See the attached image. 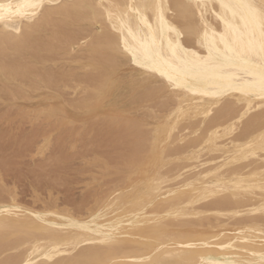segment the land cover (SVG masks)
Returning a JSON list of instances; mask_svg holds the SVG:
<instances>
[{
	"label": "bare ground",
	"instance_id": "bare-ground-1",
	"mask_svg": "<svg viewBox=\"0 0 264 264\" xmlns=\"http://www.w3.org/2000/svg\"><path fill=\"white\" fill-rule=\"evenodd\" d=\"M86 22L91 25L88 31ZM75 44L85 45L88 59L84 68L95 69L108 62L101 79L93 78L97 83L92 84L105 88L111 78L117 66L115 56L107 53L111 50L130 56L141 73L160 77L181 98H172L174 107L159 119L161 126L148 149L139 152L133 182L103 203L97 200L88 214L38 211L14 200L0 204V256L3 244L17 242V235L34 233L29 245L19 248L21 252L2 255L0 264H264V0H0V80L22 82L31 74L42 82H53L54 71L44 72L47 67L41 66L42 71L32 64V56L44 62L48 55L43 58L42 51L73 50ZM26 51L32 53L24 59ZM74 51L76 55L80 52ZM62 69L58 70L63 73ZM8 87V94L15 97L17 88L8 91ZM101 94L95 91L87 101L99 100ZM17 95L22 97L21 92ZM182 120L180 131L200 132L189 143L190 153L188 147H176L177 142L174 148L168 147L189 132L173 135ZM234 130L229 142V136L219 140ZM127 136L131 137L130 132ZM229 143L231 147H227ZM207 152L209 157L203 155L205 160L193 165L192 160ZM180 156L191 161L184 165L181 161L171 174L172 168L162 170ZM183 168L186 171L180 172ZM144 180L147 185L141 187ZM205 198L209 202L201 203ZM21 242L11 246L28 240Z\"/></svg>",
	"mask_w": 264,
	"mask_h": 264
},
{
	"label": "rangeland",
	"instance_id": "rangeland-1",
	"mask_svg": "<svg viewBox=\"0 0 264 264\" xmlns=\"http://www.w3.org/2000/svg\"><path fill=\"white\" fill-rule=\"evenodd\" d=\"M89 26L91 25L88 22H86L84 25V27L87 28V31H88ZM87 31L85 30L84 32H87ZM74 49L77 52L80 50V52H78V55H76L77 53L75 51H74L75 53L73 52ZM74 49L73 50H66V49L63 50V48H60L57 50H53V52L50 51V54H49V51L47 52L45 51L46 53H42L44 52L42 51L40 55L43 56V58L46 55H48V58H47L48 60H46V57H47L46 56L44 58L45 59L44 62H42L41 60L40 62L38 58H33V56L31 58V61L33 62L32 64L39 65V67L41 66L44 68L47 67L45 71L41 67L42 71L50 72L51 69L52 71H54V72L52 71L51 72L55 75L56 82L58 81L57 79H60V80L57 83L54 82L55 80L53 82L56 83L58 86L55 85L53 82H50V83L44 82V81L42 82V80H38L31 74L27 75L26 79L22 80V82L17 81V80L14 81L13 79L6 80L5 82L3 78H1L0 80L1 82L0 83L1 85L0 93L2 92L0 94L1 95L0 96V184H1L0 185V194H1L0 197L2 196V198H0V204L9 203V202L11 203L12 200H14V202H16L17 204H20V205H23L29 208L32 207L31 209L33 210L40 209L38 211H43V209L44 210L58 209L57 211L59 212L60 211L67 212L65 210H68V212L73 216L74 215L80 216L86 213L88 214L91 210L95 208L96 206L95 204L97 200H101L100 202L103 203L108 198L115 196L116 193L123 192V189L126 186L125 184L133 182V180L135 179L137 175V173L135 172L136 170L138 171L139 169L137 168L136 159L138 158V156L140 157L144 153L143 150L145 149L146 151L148 149L147 147L151 144L152 142L151 139L155 136L156 130H158V128H160L161 126L159 119L163 117V115H165L167 112H169L171 108L174 107L176 103L175 101L176 99L178 100L181 98V93L174 92L169 86L166 85L165 81L161 79L160 77H156L153 74L150 75L149 73H141L139 68L136 65H134V62L131 60L130 56L125 55L122 52L116 53L111 50H107V53H109L108 55L110 56L111 55L115 56L114 59L118 67L116 66V69L115 68L112 69L113 70L112 76L108 80L105 88H103L99 84L94 85L92 83L96 81L98 82V80L101 79V75L105 73V71L108 69V62L106 63L103 62L101 66H99L100 68L97 67L100 71L99 70L96 71L97 68L95 69L84 68L83 62L88 59L85 45L75 44ZM110 52H112V54ZM27 53L30 54L32 52L31 51L23 52L22 57L24 56V59L28 57ZM26 55L27 57H25ZM75 55L78 56L77 59H75L76 58ZM34 60H36L35 61L36 63H34ZM58 64L63 65L61 66V69L63 68L62 70H64L63 73L59 71L61 69L58 68ZM48 66L49 67L51 66L52 68L49 69ZM66 66L67 67L69 66V68L66 69ZM39 67L36 66V70L41 71V68ZM53 67L57 70V72ZM72 68H75V69H72ZM66 70L71 71V72H68ZM79 70L82 73H85V72L86 73L82 75V73ZM129 70L132 72V74ZM87 72L88 73L90 72L91 74L89 73L90 74L89 75ZM94 73L95 74L98 73V74L95 75ZM69 74H71L72 78L69 76ZM80 74L82 75V77L85 76L84 78L81 77L83 81L81 78H79L81 76ZM76 75L78 76L76 80L79 79L77 80V82L76 80H72L74 79V77H76ZM126 76H130V77H126ZM86 77L89 78V80L86 79ZM29 78H31L32 80H30ZM66 78H70V79H67V83H66ZM93 78L96 79V81H92ZM128 78L130 79L133 78V79L130 80ZM159 78H160V81H159ZM33 79H34L35 85L37 84L36 86L32 85ZM36 79L38 82L36 81ZM142 79L145 81L143 82ZM86 81L89 84H87ZM23 82H26V83L29 82V84L31 85H28L27 83L28 85L27 86L26 83L24 84ZM75 83H77L76 84L77 86L75 85ZM2 84L5 85V86L3 85L4 89L2 87ZM12 84H14L15 88H17L16 90L18 92L16 93L15 97H13L14 95H12V93L8 94L6 90V87H8L9 85H10L9 87L12 89L13 87ZM83 84H85V87H87L88 91L87 89H85ZM136 84H139V85L136 86ZM74 85H75V88H74ZM80 85H81V88H80ZM88 85L89 86L91 85V86L89 87ZM161 85L163 86V88ZM30 86H34V87H30ZM9 87L7 88L8 91H9ZM90 88L92 89L90 90L91 92L89 91ZM94 89H96L95 91L99 93L101 91L102 93L101 97L99 98V100L97 99V100H93V102L92 101L88 102L87 99H89V97H92L94 95V92H95L93 91ZM131 89L133 90L131 91ZM4 90L5 92H7V94L4 92ZM55 91L58 93H56ZM20 92H21L22 97L24 98L18 97L17 94H20ZM89 93H92V94H89ZM168 93L169 95L170 94L171 95L169 96ZM134 95L137 97H135ZM172 95L173 96L178 95V97L176 96L173 97ZM82 98L84 99V101H82L83 100ZM172 98H175V100ZM27 99H29L30 101H27ZM67 101L69 102V104H67L68 103ZM85 101L86 103L84 105ZM137 101L139 102L137 103ZM147 101H150V102H147ZM127 102H130V103H127ZM158 102L159 103L161 102V104H159ZM105 103L106 104L108 103L107 106ZM162 103L164 104L162 105ZM81 105H84V106H81ZM155 105H160V106L157 107ZM143 108L144 110H146L145 112ZM217 108L218 107H216L215 109ZM156 109L157 111H159L158 113ZM129 110L132 112H130ZM214 110L210 112L211 113L210 116L214 113ZM161 111H163L164 113ZM104 112H105V115H104ZM54 113L57 115H55ZM113 114H115L117 117ZM150 115H152L153 117ZM109 116L110 118H108ZM207 116H209V114ZM109 119H111L112 121L111 123H109L110 122ZM120 119H121V122H120ZM126 119L129 120V122ZM130 119L132 120L130 121ZM88 120L90 122H88ZM118 120L120 123L118 122ZM136 120L139 121L140 123H138ZM114 122L116 123L114 124ZM125 122L128 123V125H124L126 124ZM139 125L141 127L137 130V126L139 127ZM183 125H184V121L182 120L179 126L174 130L175 132H173V135H176L178 133L180 134V132L183 135V134H186L187 131H189L187 132V135H185V138H183V140L181 141L178 140L179 142L177 140L176 141L174 140L173 144L172 142H170V144H172L173 146L171 147V145L169 144L168 147L174 148L177 142L176 147H184V148L188 147L186 149L187 150L186 152L190 153L191 146L189 143L193 142V140L195 139L194 137L196 136L198 137L200 135V132L192 131L191 129H184L180 131V127H182ZM241 125L242 124H240V126ZM126 130H129V131H126ZM120 131H122L123 133ZM138 131L142 133L139 134ZM234 131L233 133L224 134V136H222L219 140L227 139V137L229 136L228 139L226 140L229 142L230 138L235 136L236 130ZM129 132H130L131 137L127 136ZM121 135L122 136L124 135L126 139L128 137V139L127 140L125 138H124L125 140L122 139ZM114 136H117V139ZM137 136H139V138ZM141 136H144V137H141ZM187 137H188V140H187ZM134 138L135 139L138 138L139 140L137 139L135 141ZM119 139L120 140L122 139L121 141L123 140L124 141L123 142L119 141L121 143L118 144L117 142ZM184 139H186V141H184ZM189 139H191L192 141L191 140L189 141ZM115 141H117L116 144H114ZM127 141L130 142L129 146L127 145L129 143ZM141 142L143 144H141ZM111 143L113 144L112 146L109 147V144ZM180 143H181V146H180ZM97 144H99L98 147H96ZM137 144L138 146L134 147ZM139 144L143 146H140ZM202 145L203 147H206L207 144L203 143ZM227 147H231L230 143L227 145ZM134 152L136 155L133 154ZM139 152H141L142 154L141 153L139 154ZM203 155L204 156L206 155V157H204ZM209 155L210 154L207 152L206 154L205 153L202 154V157H199L197 161L195 160H192V161L190 160V161L196 162V163H193V165H197V164L202 163L207 157H209ZM101 156H104V157H101ZM99 158H101L100 160H103V161H99L98 160ZM176 160L177 162L174 163ZM181 161L182 162L184 161L183 164ZM190 161H186L184 156H180L177 159L171 160L169 164L165 165L167 166V168L164 166L162 170L166 172L167 170H170L172 168L171 171H168V173L170 172L171 174V172L176 170L178 166H181V164L184 165ZM96 163H98L99 165ZM103 163H105L106 165H104ZM171 164H172V167L170 166ZM204 166L201 165V168ZM134 167L136 168L134 169ZM199 167L200 166H198L196 169L192 171L198 170ZM101 169L103 170L100 171ZM186 169L187 168L185 169L183 168L182 170H180V172L186 171ZM127 171H130V172H127ZM125 173L126 175H124ZM185 173L187 174L189 173V171L184 172V174ZM166 183H170V182H166ZM146 185H147V182H145V180L140 184L141 187H145ZM208 199L210 200V198L202 199L201 203L206 202V201L209 202ZM252 200L254 199L252 198ZM33 234L34 233H29L26 236L21 235V234L17 235V238H18L17 242H12V241L7 242L9 243L10 247L9 245H7V243L3 244L2 246L3 249L1 248V250H4V252L2 253V255L6 256V255H11L16 252L17 253L21 252L19 248L22 250L23 247H26L27 245H29V242H30L29 239L30 240L33 239V236H32ZM27 240H28V243L25 242L23 245L12 247V246H15L16 243L18 242H21V241L24 242ZM4 247L7 250L4 249ZM8 248L9 249L11 248V250H8ZM6 252H9V253H6Z\"/></svg>",
	"mask_w": 264,
	"mask_h": 264
}]
</instances>
